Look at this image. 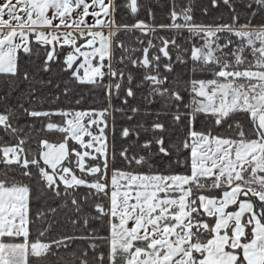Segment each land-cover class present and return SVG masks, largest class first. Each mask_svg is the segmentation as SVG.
Instances as JSON below:
<instances>
[{"label": "snow or ice", "instance_id": "obj_1", "mask_svg": "<svg viewBox=\"0 0 264 264\" xmlns=\"http://www.w3.org/2000/svg\"><path fill=\"white\" fill-rule=\"evenodd\" d=\"M210 7L0 0V264H264V0Z\"/></svg>", "mask_w": 264, "mask_h": 264}, {"label": "trees", "instance_id": "obj_2", "mask_svg": "<svg viewBox=\"0 0 264 264\" xmlns=\"http://www.w3.org/2000/svg\"><path fill=\"white\" fill-rule=\"evenodd\" d=\"M148 2L151 3L153 10L156 14V18H155V23L159 24V23H166L167 22V17H166V13L168 10V5H169V0H148ZM193 5L195 7V15L197 17V20H203L204 22L210 23L212 22L213 18L218 16L219 13L216 10L211 9L210 7V0H193ZM209 7V16L205 17L203 16L202 12H201V8L202 7ZM139 18L140 19H146V14L142 11L139 14ZM118 20H122V22L125 23H132L133 22V18L130 16H123V17H119L118 16ZM162 35L164 33H161ZM136 35H139V33H137ZM124 39L126 41H129L130 43H134V40H130L129 37L125 36ZM131 71L133 72L134 75H137V78H139V75L137 73L136 69H131ZM185 71L184 66L182 65H177L176 66V73L177 74H183ZM45 79H47V76H45ZM66 79V77H62V76H57V75H53L52 80L53 83L51 85H48L47 87L44 88L43 90V107L44 108H49L51 107L52 109H57V108H76V109H87L89 107L91 108H100L103 107V96L100 93L97 92H87V91H79L77 90V92L75 93H70L68 96L63 95V88L65 87V84L63 82V80ZM59 84V88L56 87V85ZM71 87V85H69ZM23 87V85L21 86ZM59 96L60 99L56 100L55 97ZM81 97H83L82 101L80 104H76L75 101L77 99H81ZM115 103L117 104V106H119L120 102L117 100L115 101ZM132 103H135L134 101ZM139 118V117H138ZM55 119H59V118H55ZM129 123H133V122H129L126 121L125 119H122L120 114H117V118H116V149L117 152H119L120 150V145H121V139L119 136V131H120V126L121 125H127ZM37 128H39V125H36ZM47 136L48 139H50L52 142H56L58 139L59 134L57 133H46L45 134ZM144 136L142 135L141 139H143ZM125 165L122 164L119 160H117L116 162V167H124ZM160 167H163V165H159ZM79 243V242H78Z\"/></svg>", "mask_w": 264, "mask_h": 264}]
</instances>
